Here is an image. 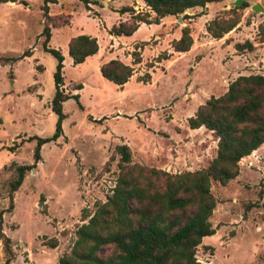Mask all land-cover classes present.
<instances>
[{
  "label": "rangeland",
  "instance_id": "1",
  "mask_svg": "<svg viewBox=\"0 0 264 264\" xmlns=\"http://www.w3.org/2000/svg\"><path fill=\"white\" fill-rule=\"evenodd\" d=\"M25 1L0 3V57L31 53L0 60V225L11 239L10 264H56L70 251L77 225L87 221L82 211L92 213L112 193L119 171L116 145L130 147L132 163L169 173L201 169L215 156L216 137L205 127L191 129L187 118L239 75H264V42H258L264 11L251 9L255 3L264 8V0H246L239 27L219 39L206 25L228 17L234 0L165 16L158 27L143 26L117 40L109 29L130 18L119 8L149 11L143 0H90L88 7L83 0H59L47 18L43 0ZM44 20L51 26L49 46L65 57L64 92L78 93L82 107L74 98L63 102L62 134L41 146L36 162L32 137L51 136L57 119L50 107L56 60L42 47ZM184 26L193 37L191 51L176 52L171 41ZM78 34L96 37L99 54L74 64L67 48ZM247 39L252 50L235 48ZM135 50L141 62L127 83L118 86L100 74V65L111 59L132 64ZM19 165L30 167L11 202L10 181ZM239 168L226 185L211 181L217 203L209 220L216 231L197 247L203 264H264V143ZM50 238H57L56 247L47 244ZM5 258L0 238V263Z\"/></svg>",
  "mask_w": 264,
  "mask_h": 264
},
{
  "label": "trees",
  "instance_id": "2",
  "mask_svg": "<svg viewBox=\"0 0 264 264\" xmlns=\"http://www.w3.org/2000/svg\"><path fill=\"white\" fill-rule=\"evenodd\" d=\"M58 1L43 0L41 10L44 18L49 15L50 5ZM83 1L88 7L90 0ZM218 1L221 0H143L149 9L145 12L124 5L118 12L129 13V21L113 24L109 34L129 36L140 23L158 24L165 16H176L188 8L204 7L209 2ZM8 2L27 4L25 0H0V3ZM248 6L249 3L243 0L240 6L227 10L228 17L220 16L209 21L207 32L213 38H221L237 26L240 21L238 11ZM50 28L44 20L42 47L56 60L53 73L55 90L50 107L57 119L51 136L32 137L36 139L33 152L36 162L40 160L41 146L62 134V121L66 117L63 102L74 98L82 107L78 93L64 92V56L59 49L49 46ZM258 42H264V24L260 26ZM192 44L188 26L181 29L179 38L171 41V47L176 52L189 51ZM234 46L237 50L254 48L249 39ZM98 49L96 37L88 34H78L68 42V54L74 64L84 62ZM30 54V51H25L19 57H0V60L7 63ZM132 55L131 65L111 59L100 65V74L122 86L134 74L133 65L141 62L138 51H133ZM187 124L191 129L203 126L217 139L216 154L207 166L194 171L169 173L132 163L130 147L125 143L116 145L119 171L112 193L105 201L97 202L92 213L82 211L81 220L87 221L77 225L70 251L61 255L56 264H203L196 258L197 247L203 237L216 231L209 220L217 203L210 190L211 181L226 185L239 175L240 160L264 143V75H239L229 83L223 94L210 96L200 105L195 114L187 118ZM29 167H16V176L10 181L11 202ZM0 238L6 254L4 264H10L13 255L11 239L2 232L1 225ZM47 244L56 247L58 240L50 238ZM104 248H111V251L102 255L100 252Z\"/></svg>",
  "mask_w": 264,
  "mask_h": 264
},
{
  "label": "crops",
  "instance_id": "3",
  "mask_svg": "<svg viewBox=\"0 0 264 264\" xmlns=\"http://www.w3.org/2000/svg\"><path fill=\"white\" fill-rule=\"evenodd\" d=\"M226 1H230V0H226ZM9 3V2H8ZM208 5H210V3H208L207 4V6ZM201 7V6H200ZM193 8V7H192ZM189 9V8H188ZM126 13V12H125ZM185 13V12H184ZM122 14H124V13H122ZM183 14V13H182ZM122 19L124 20V21H128V17H125V16H123L122 17ZM162 23V22H161ZM158 25H159V23L158 24H156V23H151V24H146V23H140V25H139V27L137 28V30L136 31H134V33L135 32H137L140 28H142L143 26H145V27H148V29L149 30H151V28H155L154 26H157L158 27ZM239 26H236V29L238 28ZM153 31H154V29H152ZM207 31V30H206ZM134 33H132V34H134ZM131 34V35H132ZM153 35V34H152ZM119 36H122V35H111V37H113L115 40H117V39H119ZM125 36V35H124ZM130 36V35H129ZM150 36H151V34H150ZM149 38V37H148ZM193 38V37H192ZM98 42V41H97ZM99 45V44H98ZM67 50H68V48H67ZM189 51H191V48H190V50ZM68 52V51H67ZM187 52V51H186ZM63 54V53H62ZM96 55H98L99 54V49H98V51L95 53ZM94 54V55H95ZM64 56V55H63ZM93 56V55H92ZM91 57V56H90ZM64 60H65V57H64ZM64 62V61H63ZM123 62V61H122ZM124 63H126V62H124ZM64 64V63H63ZM126 64H128V63H126ZM131 65V64H130ZM127 83V82H126ZM201 127H203V126H201ZM200 128V127H199ZM195 129H197V128H195Z\"/></svg>",
  "mask_w": 264,
  "mask_h": 264
},
{
  "label": "water",
  "instance_id": "4",
  "mask_svg": "<svg viewBox=\"0 0 264 264\" xmlns=\"http://www.w3.org/2000/svg\"><path fill=\"white\" fill-rule=\"evenodd\" d=\"M242 1H243V0H234V1L232 2V4H233L234 6H240L241 3H242ZM251 9H252L253 11H260V12L264 11V8H263L259 3H255V4H253V5L251 6Z\"/></svg>",
  "mask_w": 264,
  "mask_h": 264
}]
</instances>
